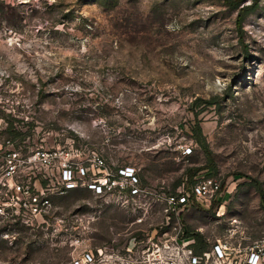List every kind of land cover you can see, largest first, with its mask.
Wrapping results in <instances>:
<instances>
[{
	"label": "rangeland",
	"instance_id": "374dc122",
	"mask_svg": "<svg viewBox=\"0 0 264 264\" xmlns=\"http://www.w3.org/2000/svg\"><path fill=\"white\" fill-rule=\"evenodd\" d=\"M4 1L0 264H71L98 246L106 260L96 264H160L150 225L161 220L159 206L142 225L149 229L143 246L132 251L137 214L85 188L53 194L45 222L25 221L16 181L36 191L40 182L29 178L26 163L19 164L22 176H12L5 162L11 150L23 157L41 146L67 151L73 143L97 149L111 164L136 163L150 186L176 187L187 182L189 167L203 166L196 175L236 187L225 194L222 216L216 205L185 209L188 230L214 238L237 217L253 236L263 234L264 0L241 23L228 0ZM198 122L214 169L196 140ZM10 125L22 133L10 135ZM187 144L193 151L184 156Z\"/></svg>",
	"mask_w": 264,
	"mask_h": 264
},
{
	"label": "built area",
	"instance_id": "2783aa9c",
	"mask_svg": "<svg viewBox=\"0 0 264 264\" xmlns=\"http://www.w3.org/2000/svg\"><path fill=\"white\" fill-rule=\"evenodd\" d=\"M192 151L191 145L183 146L184 156ZM20 163H26L31 168L29 178L37 177L41 185L36 191L31 190V185L24 186L19 180L16 181L17 193L22 192V195H17L20 204L17 212L20 214L23 210L22 218L25 221L42 218L45 222L53 204V194L85 188L102 202L119 204L137 214L134 223L139 226L130 239L129 251L138 244L143 246V236L149 229L142 225L146 216L159 206L161 220L157 225H150L153 226L152 254L160 264H264V232L260 236H253L241 219H227L223 233L205 239L208 245L202 250H197L196 236L189 234L183 223L182 213L185 209L194 205L210 209L218 199L221 200L216 204L217 215L222 216V208L227 202L225 194L233 192L236 185L232 184L235 181L227 180L222 185V177L205 174L195 175L190 184L183 182L171 187L169 184L166 186L165 181H159L150 186L143 183L138 164H111L97 149L73 143L67 151L61 150L60 146L36 147L23 157L20 152L11 150L5 162L7 173L22 176ZM37 167L43 170L37 173ZM96 218L93 216V219ZM104 255L101 246L86 248L71 264L100 263L106 260Z\"/></svg>",
	"mask_w": 264,
	"mask_h": 264
},
{
	"label": "trees",
	"instance_id": "16d2710c",
	"mask_svg": "<svg viewBox=\"0 0 264 264\" xmlns=\"http://www.w3.org/2000/svg\"><path fill=\"white\" fill-rule=\"evenodd\" d=\"M230 2H233L234 6L235 7H238L239 8V23H241L242 21V17L244 14H246L247 12H249L250 9H252L258 2V0H253V2L251 3H247V4H243L242 6H240L241 2L243 0H228ZM4 0H0V6L2 7L1 9L4 10ZM8 7H11V4L8 6ZM12 9H15V7H11ZM202 101H206L210 104H212L214 101V99H203L201 97H199L196 102H202ZM198 114V113H196ZM194 130L196 132V140L200 143L201 147L203 148L205 154H206V157L208 158V165L209 167L211 168H216V163L214 162V158H213V155H212V150L211 148L209 147V144L202 132V127H201V124L198 122L195 126H194ZM8 132L10 135L12 136H17L19 134H21L22 132L15 128L13 125H10L9 126V129H8ZM202 168H204L203 166H191L188 168L187 172H186V176H187V182L186 184H190L191 182L194 181V176L198 173L199 170H201ZM225 184V180H223V183L222 185ZM223 187V186H222ZM258 187L259 189H262L261 185L258 184ZM221 199H218L216 201L213 202L212 204V207H214ZM188 233L189 234H194L196 236V239H197V243H196V248L197 250H202L204 249L206 246H207V242L205 241L204 239V235L200 232V231H189L188 230Z\"/></svg>",
	"mask_w": 264,
	"mask_h": 264
}]
</instances>
